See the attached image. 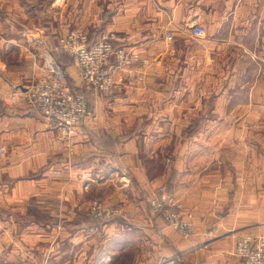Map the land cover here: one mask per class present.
<instances>
[{
	"label": "crops",
	"instance_id": "0c3cea01",
	"mask_svg": "<svg viewBox=\"0 0 264 264\" xmlns=\"http://www.w3.org/2000/svg\"><path fill=\"white\" fill-rule=\"evenodd\" d=\"M72 23L91 39L114 32L115 47L146 63L119 75L120 90L91 98L96 120L63 142L22 92L45 53L79 82L72 61L58 56ZM194 24L207 28L210 54L236 44L246 71L264 67V0H0V213L8 217L0 264H242L238 240L264 234V137H224V61L203 64L212 73L204 93L194 92L190 63L176 57ZM258 75L239 83L251 82L252 100L264 85ZM160 187L183 205L194 234L182 236L152 211ZM93 199L120 205L123 217L92 223ZM53 211L61 221L51 232L20 220ZM57 228L76 232L55 238Z\"/></svg>",
	"mask_w": 264,
	"mask_h": 264
},
{
	"label": "built area",
	"instance_id": "2783aa9c",
	"mask_svg": "<svg viewBox=\"0 0 264 264\" xmlns=\"http://www.w3.org/2000/svg\"><path fill=\"white\" fill-rule=\"evenodd\" d=\"M190 33L202 38L206 35V27L192 25ZM116 37L114 32L101 31L91 39L85 30L74 28L58 38L59 46L72 55L85 91L91 95L115 93L122 85L119 79L121 73L126 72V77H131V68L135 64L146 63L137 52L115 47ZM167 38L172 39L170 34H167ZM43 59L34 79L22 94L28 107L52 125L57 139L69 142L74 129L88 119L96 120V114L89 108L87 94L67 84L65 71L53 56L45 53ZM12 99L15 100V96ZM67 147L72 151L69 144ZM55 173L59 174L60 170H55ZM150 204L167 225L183 236L194 233L195 227L184 218L181 203L164 188L153 195ZM115 213L97 203L91 208V216L99 221ZM234 254L242 264H264V234L243 235L235 246Z\"/></svg>",
	"mask_w": 264,
	"mask_h": 264
},
{
	"label": "rangeland",
	"instance_id": "374dc122",
	"mask_svg": "<svg viewBox=\"0 0 264 264\" xmlns=\"http://www.w3.org/2000/svg\"><path fill=\"white\" fill-rule=\"evenodd\" d=\"M197 25H201V24H197ZM74 28L86 30L84 25L72 23L70 26H67V31L70 29H74ZM206 33H207V28H206ZM204 37H202V38H204ZM202 38H197L194 36L186 38L184 41L185 44L183 46L184 47L183 53H181L178 56L176 55L177 60L179 61L180 64L181 63L182 64L190 63V71L188 68L187 72H194V74L197 77L198 81L196 83V87H195L194 92L197 94L204 93L205 81L207 78L206 75L212 73V71L207 69L206 66H203V64L210 62V61H217V62L224 61V71H223V73H224V93L227 94L226 99H224V113H225L224 119H223V128L225 130L224 131V137L227 138L229 136H232L235 139H242V138L244 139L245 137L246 138L251 137L252 134L253 135L255 134V132H260L262 137H264V85H262L260 87L261 92L256 94V97L254 98V100L250 99L249 90L250 89L252 90L254 88V86H249V84H251V82H249V84L244 83L243 86H245V87H242L241 85H239V83L245 78H247V79L258 78V76H259L258 74H260V76L262 77V79L264 81V69H263L264 67L262 66V70H260V71H255L253 69L251 71H246L244 68L246 67L248 62L244 61V60L241 63L238 62L242 56L241 53H238V51L240 50L238 45L231 44L227 50L226 49L224 50L223 55L215 54V53L210 54L204 48V42H203L204 39H202ZM42 61H44V59ZM262 63H264L263 60H262ZM192 64H198V66H196V67H201L202 69H200V68L195 69V67ZM72 65H73V67H74V69L78 75V81L79 82L77 83V80L74 81L67 76H66V82L71 88H77L80 91L87 94V100H88L89 108L94 112V110L92 109V106L90 104V99L94 98V97L95 98L99 97L101 95H111V94L99 93L98 95L94 96V95H91L89 92H86L85 91V84L79 78L78 70H77L73 60H72ZM218 72H222V71L220 70ZM35 75L36 74H34V76ZM199 79H201V81H199ZM217 80H220V78L218 77ZM255 88H257V87H255ZM242 89H243V92L241 91ZM248 93H249V97L247 100L246 96H248ZM189 104H191V103H188V102L186 103V105H189ZM211 104H210V106H211ZM226 109H228V110L233 109L231 113H233V112L234 113L228 114V112H226ZM226 113H227V115H226ZM181 120L184 121V119H181ZM246 140L248 142H251V139H246ZM168 159L169 158L166 159V162L169 163L170 159L169 160ZM162 188L163 187H160L158 189V191ZM158 191H156L155 194ZM95 203L101 205V207H105V208H108L110 210L116 211V213L113 214L112 216L108 217L107 219L103 220V221L96 220L95 218H93L91 216V208ZM150 206H151V204H150ZM182 207H183V205H182ZM151 208H152V206H151ZM152 211H153V208H152ZM55 212L56 211H53L52 213L38 212L36 214L34 213L33 215H28V217L26 219L21 218L20 220L22 222H24V220H26L28 222H36L38 224L43 225L47 231H50L52 226L59 225L60 221H61V215L59 213H55ZM183 212H184V207H183ZM155 214H158V213H155ZM158 215L161 216L160 214H158ZM4 216H6V214L1 212L0 213V220L1 221L4 220ZM117 217H123L122 207L120 205H109L100 199H93L91 201L89 207H88V210H87V219L89 221H91L92 223H95L97 225H100V224L104 225L105 223H107L110 220L117 218ZM15 218L19 219L17 217H15ZM5 220H8V219H5ZM10 220H12V219H10ZM50 224H52L51 227H50ZM169 227H171V226H169ZM17 232H19V231H17ZM52 232H53V236L55 238H59L61 236V234H63V236H65L66 233H73L76 231L75 230L74 231L62 230L60 228H57V229H52ZM1 233H2V231H0V234ZM38 264H49V261L48 260L44 261V259H43L41 261V263H38Z\"/></svg>",
	"mask_w": 264,
	"mask_h": 264
},
{
	"label": "trees",
	"instance_id": "16d2710c",
	"mask_svg": "<svg viewBox=\"0 0 264 264\" xmlns=\"http://www.w3.org/2000/svg\"><path fill=\"white\" fill-rule=\"evenodd\" d=\"M61 52H59V54H58V56H60L61 54H63L64 56H65V61L66 62H68V61H72L73 60V57H72V55L67 51V50H65V49H63V48H60L59 49ZM58 60H60V59H58ZM57 59H56V61L59 63L60 61H58ZM60 64V63H59ZM61 65V64H60Z\"/></svg>",
	"mask_w": 264,
	"mask_h": 264
}]
</instances>
